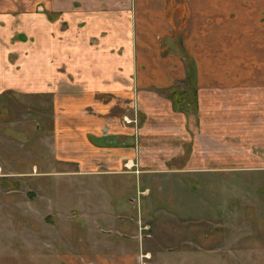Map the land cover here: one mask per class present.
I'll use <instances>...</instances> for the list:
<instances>
[{
  "label": "crops",
  "instance_id": "obj_1",
  "mask_svg": "<svg viewBox=\"0 0 264 264\" xmlns=\"http://www.w3.org/2000/svg\"><path fill=\"white\" fill-rule=\"evenodd\" d=\"M6 92L50 96L81 171L262 165L264 0H0ZM123 244L64 260L129 264Z\"/></svg>",
  "mask_w": 264,
  "mask_h": 264
},
{
  "label": "rangeland",
  "instance_id": "obj_2",
  "mask_svg": "<svg viewBox=\"0 0 264 264\" xmlns=\"http://www.w3.org/2000/svg\"><path fill=\"white\" fill-rule=\"evenodd\" d=\"M51 114L49 95L0 94V264L123 243L129 264H264V159L81 171Z\"/></svg>",
  "mask_w": 264,
  "mask_h": 264
},
{
  "label": "trees",
  "instance_id": "obj_3",
  "mask_svg": "<svg viewBox=\"0 0 264 264\" xmlns=\"http://www.w3.org/2000/svg\"><path fill=\"white\" fill-rule=\"evenodd\" d=\"M189 78L188 80H190ZM170 98L172 101L173 108L176 109L178 105L183 101V94L181 91L178 92L177 90H171Z\"/></svg>",
  "mask_w": 264,
  "mask_h": 264
},
{
  "label": "flooded vegetation",
  "instance_id": "obj_4",
  "mask_svg": "<svg viewBox=\"0 0 264 264\" xmlns=\"http://www.w3.org/2000/svg\"><path fill=\"white\" fill-rule=\"evenodd\" d=\"M10 93H12V92H10Z\"/></svg>",
  "mask_w": 264,
  "mask_h": 264
}]
</instances>
